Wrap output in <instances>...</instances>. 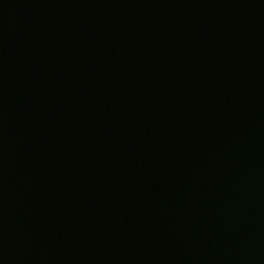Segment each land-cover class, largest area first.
I'll use <instances>...</instances> for the list:
<instances>
[{"label": "water", "instance_id": "1", "mask_svg": "<svg viewBox=\"0 0 264 264\" xmlns=\"http://www.w3.org/2000/svg\"><path fill=\"white\" fill-rule=\"evenodd\" d=\"M0 264H264V0H0Z\"/></svg>", "mask_w": 264, "mask_h": 264}]
</instances>
